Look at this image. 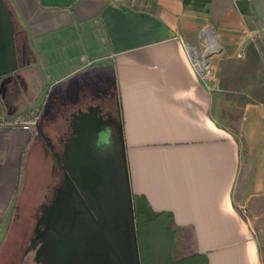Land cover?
Returning <instances> with one entry per match:
<instances>
[{
  "label": "crops",
  "instance_id": "0c3cea01",
  "mask_svg": "<svg viewBox=\"0 0 264 264\" xmlns=\"http://www.w3.org/2000/svg\"><path fill=\"white\" fill-rule=\"evenodd\" d=\"M14 3L23 32L19 70L0 80L9 103L0 104V240L31 151L45 147L57 168L98 107L113 133L121 127L133 194L171 212L180 230H196L188 254H205L209 264H264V103H247L233 129L222 118L229 103L219 78L225 62L245 59L250 42L264 55V0ZM189 50L213 62L215 90ZM109 70L113 83L103 92ZM9 83L20 101L7 98ZM24 114L38 115V128L1 124Z\"/></svg>",
  "mask_w": 264,
  "mask_h": 264
},
{
  "label": "water",
  "instance_id": "95a60500",
  "mask_svg": "<svg viewBox=\"0 0 264 264\" xmlns=\"http://www.w3.org/2000/svg\"><path fill=\"white\" fill-rule=\"evenodd\" d=\"M11 14L0 0V33L10 64L0 80L20 67ZM93 129L79 127L66 145L63 155L79 175L69 177L48 206L47 228L54 235L44 245L45 264H141L123 132L120 147L111 143L109 133ZM78 198L85 209L77 207Z\"/></svg>",
  "mask_w": 264,
  "mask_h": 264
},
{
  "label": "trees",
  "instance_id": "16d2710c",
  "mask_svg": "<svg viewBox=\"0 0 264 264\" xmlns=\"http://www.w3.org/2000/svg\"><path fill=\"white\" fill-rule=\"evenodd\" d=\"M219 78L223 101L229 103L222 118L235 129L247 103H264V55L257 41L247 46L245 59L225 62ZM133 201L141 264H209L205 254L185 251L171 212L154 210L139 195L133 194Z\"/></svg>",
  "mask_w": 264,
  "mask_h": 264
},
{
  "label": "rangeland",
  "instance_id": "374dc122",
  "mask_svg": "<svg viewBox=\"0 0 264 264\" xmlns=\"http://www.w3.org/2000/svg\"><path fill=\"white\" fill-rule=\"evenodd\" d=\"M3 37L0 33V75L10 69L9 62L5 59V48L2 43ZM9 76L6 75L7 79ZM113 77L112 70H109L107 80L109 83H104L98 87L105 91V86L113 83L111 80ZM9 83L7 98H11L18 102L22 99V95L19 90L12 88ZM7 104L6 97L0 95V104ZM14 112H18V109H14ZM8 116V115H7ZM119 121V120H118ZM44 122L43 116L41 117V123ZM45 124V123H44ZM46 126V125H45ZM54 139H59L60 134L57 135L55 128L49 127ZM117 133H121V127L116 125ZM52 136V135H51ZM43 143L47 146L51 143L54 145L53 140L45 138ZM43 149H33L28 156L24 168V188L21 191V195L17 199L19 204L15 207L13 214V221L9 225L8 234L6 236L7 229H3L2 239L0 240V264H39L35 260V252L31 251L26 254L31 239L34 236L36 227L39 224V217L44 208L51 204L53 198H55L59 192L60 186L63 182V176L61 172L54 167L53 159L47 151ZM38 151V152H37ZM134 193V192H133ZM7 225V224H6ZM184 248L186 252L191 249V243H196V230L187 229L182 230Z\"/></svg>",
  "mask_w": 264,
  "mask_h": 264
},
{
  "label": "flooded vegetation",
  "instance_id": "af4514ba",
  "mask_svg": "<svg viewBox=\"0 0 264 264\" xmlns=\"http://www.w3.org/2000/svg\"><path fill=\"white\" fill-rule=\"evenodd\" d=\"M3 2L6 6H8V8L10 9L12 13L11 17H12L13 26L15 28V42H16V47L18 48V34L23 32V28L20 25L19 16L16 11V6L14 3V0H3ZM89 118L92 123L90 125H86V127H92L94 128L93 130H96L97 128H99L101 133H106L107 132L106 129L108 128L110 129V126L113 123L109 114L101 113V110L98 107L91 109V115ZM85 124L83 123L82 126L84 127ZM80 127H81V124H80ZM92 134H95V132H92ZM121 136H122V130H121V133L115 134L110 129L109 139L111 140V143H113V145L121 147ZM74 137L75 135L72 136L71 140H73ZM63 154L64 153L59 155L57 159V169L61 172L63 176V182L60 186V189H64L67 187V181L69 177L73 178L79 175L77 172L71 171L70 166L68 165V160L65 158ZM57 196L53 198L51 204L47 205L44 208V210L41 212L40 217H39L40 219L39 224L36 227L34 236L32 237L31 243L26 252V254H28L29 252L34 251L35 260L39 264H45L48 259V253L46 252L44 245L47 244L50 238L54 235V231L52 229L47 228L48 226L47 209H48V206H51L55 202V200L57 199ZM82 197L85 199L84 194ZM77 207L80 209H85V205L82 203V201L79 198L77 199ZM87 217L90 219V215H87Z\"/></svg>",
  "mask_w": 264,
  "mask_h": 264
},
{
  "label": "built area",
  "instance_id": "2783aa9c",
  "mask_svg": "<svg viewBox=\"0 0 264 264\" xmlns=\"http://www.w3.org/2000/svg\"><path fill=\"white\" fill-rule=\"evenodd\" d=\"M190 60L198 74L207 81L211 90L216 89V76L213 62L205 54H200L196 50H189ZM1 124L6 127L20 128L24 131H34L39 126L38 115H18L13 118L4 119Z\"/></svg>",
  "mask_w": 264,
  "mask_h": 264
}]
</instances>
